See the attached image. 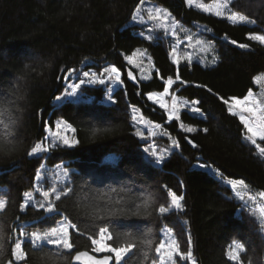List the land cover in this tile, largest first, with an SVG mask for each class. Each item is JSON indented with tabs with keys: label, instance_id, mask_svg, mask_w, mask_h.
<instances>
[{
	"label": "trees",
	"instance_id": "1",
	"mask_svg": "<svg viewBox=\"0 0 264 264\" xmlns=\"http://www.w3.org/2000/svg\"><path fill=\"white\" fill-rule=\"evenodd\" d=\"M142 1L0 0V199L5 200L0 264H72L78 252L95 254L92 239H99L104 227L111 246L136 245L122 264H157L155 249L164 228L172 230L184 254L177 264H191L189 238L196 264H264L258 213L238 201L228 185L195 168L212 167L227 180L243 181L250 193L264 194V141L253 145L240 118L222 100L243 99L264 74V46L248 38L264 35V0L231 2V9L252 25L233 24L186 0H147L214 46L218 61L210 67L190 60L175 65L168 36L149 40L140 34L144 28L132 17ZM138 50L153 63L149 80H142L126 59ZM112 67L122 84L113 93L115 102L107 103L105 89L94 86L81 88L93 98L90 102L57 101L66 92L70 72ZM168 78L172 94L195 102L198 111L182 110L180 120L170 121L165 109L148 100L150 94L163 93ZM134 113L160 127L162 135L153 142L170 150L160 164L144 153L149 141L136 135L143 128ZM58 120L75 130L76 146L29 156ZM110 155L117 160L108 161ZM61 164L73 172L68 193L54 202V211L48 214L33 205L22 211L25 193L35 194L41 168ZM169 190L184 196L181 209L171 205ZM160 207L168 211L161 214ZM61 221L76 225L70 232L72 250L37 248L26 239V259L15 262L21 229L42 233ZM234 242L245 246L240 263L228 258Z\"/></svg>",
	"mask_w": 264,
	"mask_h": 264
},
{
	"label": "rangeland",
	"instance_id": "2",
	"mask_svg": "<svg viewBox=\"0 0 264 264\" xmlns=\"http://www.w3.org/2000/svg\"><path fill=\"white\" fill-rule=\"evenodd\" d=\"M187 3L196 8L197 10H200L207 14H213L217 17L226 18L233 24H249L252 25V21L245 17V15L239 14L231 9V2L233 0H214L210 3H206L203 0H186ZM160 10V18L159 19H150L149 12L151 11L153 16L157 15L156 10ZM134 16H136V21L132 20L133 24H138L143 26V30L139 33L143 36L151 37L150 40H154L163 36H168L170 38V51L172 59H174L172 49H176L175 56H178L180 60H190L200 63L203 66L210 67L214 66L217 61L218 57L215 53L214 46L212 44H209L201 35L196 33L195 31L182 26L181 24H178L175 22L173 16L163 7L156 3L149 2V1H142L140 6L138 7L137 11L135 12ZM143 22H139V21ZM196 27L199 30H203V27L200 25H196ZM191 37V39H189ZM190 57V59H189ZM133 62L130 63L133 67H135L138 70L139 76L142 80H149L151 77V72L153 71V63L151 59H149L146 54L142 50L136 51L135 55H132ZM111 69V68H108ZM87 72L89 75L87 77L84 76V73ZM95 74V75H93ZM109 75L112 76V79L109 80ZM121 76V75H120ZM103 78L105 80L104 85H100L98 82L93 83L92 81H99V79ZM84 80L85 83L83 85H80V81ZM71 85H80L76 89L77 96L76 97H69L67 94L72 90ZM83 86H94V87H103L106 91L104 100L107 103H113V93L118 90L122 84L121 79L119 82L115 80V74L112 73H105L103 72H96L94 70H87L85 68H81L77 71H72L67 76V89L65 94L57 99V101H77V100H85V101H92V97L87 96L81 88ZM172 89L169 90V93L167 96H164L163 93L156 94L157 96L163 97V102L167 104V110L172 111V105H173V97L176 98L177 102V109L176 111L178 114L182 110H191L193 108L197 109V105L195 102L188 101L184 98H180L179 96L172 94ZM253 93V99H255L257 102H259L262 106H264V74L258 76L255 80V89L251 91ZM151 95V94H150ZM111 98V99H110ZM156 104V103H155ZM159 106V104H157ZM196 112V111H195ZM235 113L240 118V115H244L246 118H250L247 113L240 112L239 109H232V113ZM139 121L142 122L146 128H143V131L140 133L143 134V140L149 141V144L146 145V147L152 148L154 147L157 151V155H163V157H167V155L170 153L169 149L166 148H159L158 145L153 142V138L156 136H161L162 133H159V129L154 132L156 127H152V124H150L147 120H142V118L137 117ZM58 121H64V120H58ZM55 122V127L52 129L48 127L47 129V135L44 141L39 143L41 147H48L49 151L56 149L57 147H66V148H72L67 147L63 144V141L59 139V137H67L69 140H75V130L71 127L69 129H65L63 124L60 128L56 127L57 122ZM65 122V121H64ZM67 123V122H65ZM68 124V123H67ZM148 129V130H147ZM151 132H150V131ZM149 131V133H148ZM248 134V133H247ZM249 135V134H248ZM74 147V146H73ZM48 151V152H49ZM48 152H37L35 153L34 157L41 156L44 153ZM108 161L114 162L117 160L116 155H110L107 158ZM201 164H196L195 168L206 170L207 172L211 173L214 177H216L218 180H220L223 184L228 185L230 188H232V183H236L237 187L235 189L232 188L235 196H237L238 201H243L245 206L253 208V212L258 213L260 222L264 226V194H253L249 192V189L245 183L240 184L239 181H230L225 179L222 174L218 171L213 169L212 167L205 166L203 168L200 167ZM73 171L67 167V164H61L57 165L53 168H49L47 166H43L41 170L39 171V178H37L36 181V187H35V194L32 193V199L28 200L26 203V196L24 201V207L23 210H26L27 207L33 205L36 208L45 210L48 214L52 213L54 211V202L57 201L56 196H59V199L66 195L68 193L67 185L71 182V173ZM37 188L40 189V191H37ZM53 188L56 189V192L53 193L50 197L45 199L42 196V191H51ZM241 197L243 199H241ZM44 204L45 207L41 208L40 205ZM51 204L53 211L49 212L47 211L48 205ZM5 207V200L0 199V211L3 210ZM71 224L67 221H65L64 224H60L57 226V232H58V238L60 239H68L70 243V232L72 228L69 229V233L65 230L68 227H70ZM52 230V229H51ZM46 231V232H50ZM23 232V235L21 233ZM40 235H43L44 232L40 233L37 232ZM106 235H109L107 233ZM29 240L35 244L34 247H41L42 245H49L52 247H55L54 245L47 244L45 241H39L34 242L32 238V233L29 234L23 229L20 230V233L17 236V243H21L22 249H23V242L25 240ZM172 241H176V238L169 228H164L162 231V242L165 244H170ZM109 240L106 241L108 243ZM177 243V241H176ZM234 242L231 243L228 247V258H229V252L230 250L235 251L233 248ZM109 244V243H108ZM57 248V247H55ZM58 249H66V250H72L71 248H63L62 246ZM15 250V248H14ZM97 256H101L103 254L106 255H114L107 252L103 253H96ZM244 252L239 253V259L237 261H233L235 263L241 262V255ZM129 254V253H128ZM127 254V255H128ZM126 255V256H127ZM125 256V257H126ZM124 257V258H125ZM180 256H173L172 260H169L166 256L163 258V261L161 260V256L158 255V263L157 264H177V259ZM15 258V255H14ZM26 259V255L24 253V259L17 261L15 258L16 263H22ZM124 260V259H123ZM123 260L120 262V264L123 262ZM194 260V259H192ZM195 261V260H194ZM196 264V262H195Z\"/></svg>",
	"mask_w": 264,
	"mask_h": 264
},
{
	"label": "snow or ice",
	"instance_id": "3",
	"mask_svg": "<svg viewBox=\"0 0 264 264\" xmlns=\"http://www.w3.org/2000/svg\"><path fill=\"white\" fill-rule=\"evenodd\" d=\"M157 15L153 16L152 12H149V17L150 19H159L160 18V10L157 9L156 10ZM133 21H136V16L132 17ZM139 22H143L142 20ZM250 40L256 41L258 42L260 45L264 46V35H250L248 37ZM147 39H151V37H147ZM189 39H191V37H189ZM240 47H246V45H240ZM173 52V56L174 59L172 60V63L175 65H179L180 63V58L178 56H175L176 53V49L173 48L172 49ZM135 55V53L133 54ZM128 60V63H132L133 62V58L132 56H128L126 58ZM190 59V57H189ZM105 73H112L115 74V80L117 82L120 81V73L117 70L116 67H112L111 69L105 68L104 69ZM89 74L87 72L84 73V76L87 77ZM95 75V74H93ZM178 80L180 79V76L177 75L176 77ZM109 80L112 79V76L109 75L108 77ZM93 83H99L100 85H104L105 84V80L103 78L99 79V81H92ZM85 83L84 80L80 81V85H83ZM181 83H183V81L181 80ZM80 85H71V91L67 94L69 97H76L77 96V92L76 89L78 87H80ZM173 85V80L171 78H168L165 81L164 84V88H163V95L167 96L169 93V90L172 88ZM59 99V97H58ZM111 99V98H110ZM148 100L152 101L153 103L159 104V107L162 109L167 110V104L163 102V97L161 96H157L155 93L151 94L148 96ZM223 103L225 105L228 106V110L231 112L232 109H239L240 112L242 113H247L249 115L250 118H246L244 115H240V123L243 125V127L246 129L247 133L249 134L247 139L251 141V143L253 145H255L257 143V138L260 141H264V106H262L259 102H257L255 99H253V93L251 91H249L247 93L246 96L243 97V99L240 98H236V97H231V98H222ZM112 102H115L114 100ZM172 111L168 112V120H180L181 116L178 114V112L176 111L177 109V102H176V98L173 97V105H172ZM193 112L198 111V109L193 108L192 109ZM233 115H235V113L233 112ZM136 118L133 117V120H135ZM63 124L65 129H69L71 128L70 124L65 123L64 121H58L56 124L57 128H60L61 125ZM181 128H183L185 131L191 133L194 129L192 127H187L184 128V125H180ZM205 131H207V129H205ZM136 135L138 137L143 138V134L140 133L139 131L136 132ZM59 139H61L63 141V144L67 147H73L76 146L77 141L75 140H69L67 137H59ZM173 146L174 147H179V145L177 144L176 141H173ZM48 152L49 148L48 147H41V145L37 144L35 147H33L31 149V151L28 153L29 156L34 155L37 152ZM144 153L148 154L150 157L154 158L155 163L160 164L161 161L164 159L163 155H157V151L155 150L154 147L149 148V147H145L143 148ZM262 152H264V149H261ZM201 168L205 167L204 164L200 165ZM37 178H39V173H37ZM240 184H243V181H239ZM232 188L235 189L237 187L236 183H232ZM37 191H40L39 188H37ZM56 192V189L53 188L51 191H42V196L47 199L48 197H50L53 193ZM25 196L27 198L26 203L28 200L32 199V193H25ZM167 196L170 198L171 200V205L175 208V209H181L182 208V204L181 202L184 200V196L182 195H177V193L175 191L169 190L167 192ZM56 199H59V196H56ZM241 199H243L241 197ZM23 207L21 208V210L23 211ZM41 208H44L45 205L41 204L40 205ZM47 211L51 212L53 211L52 205L49 204L47 207ZM168 211V209L166 207H160L159 208V212L161 214L166 213ZM264 211V210H262ZM65 221H61L60 224H64ZM57 228L56 226L52 227V230L50 232H44L43 235H40L37 232H33L32 233V238L34 242H39V241H45L47 244H51L54 245L55 247L59 248V247H63V248H71V243H69L68 239H60L58 238V232H57ZM75 229L76 225H71L70 227H68L67 229H65L68 233H69V229ZM107 233H109V228L108 227H104L100 229V235H99V239H92V245H93V252L96 253H103V252H107L110 254H114V258H115V262L116 264H120V262L124 259V257L131 252L136 245L134 243H127L122 247H113L110 244L106 243L107 240H111V235H106ZM21 235H23V232L21 233ZM146 244L150 245V241H143ZM189 250L187 253V259L191 261V264H195V261L192 260V251H191V239L189 238ZM34 246H36L34 244ZM233 248L235 249V251L230 250L229 252V259L233 260V261H237L239 259V253L244 252L245 251V246L243 243H235L233 245ZM155 252L161 256V260L163 261V258L166 256L169 260H172L173 256H180L181 259H184V254L180 251V247L179 245L176 243V241H172L170 244H165L164 242H160L159 246L156 247ZM14 255L17 261L23 260L24 259V251L22 249V245L21 243H16L15 244V250H14ZM85 257L87 256V253L83 254ZM81 258V254H77L75 259L76 260H80ZM112 257H105V261L106 264H109V260ZM174 264V262H173Z\"/></svg>",
	"mask_w": 264,
	"mask_h": 264
},
{
	"label": "water",
	"instance_id": "4",
	"mask_svg": "<svg viewBox=\"0 0 264 264\" xmlns=\"http://www.w3.org/2000/svg\"><path fill=\"white\" fill-rule=\"evenodd\" d=\"M81 254L80 260H76L75 257L77 254ZM73 256L72 264H106L105 257H109L111 255L107 256H97L93 253L83 251L78 252ZM87 253V256L85 257L83 254ZM112 258L109 260V264H115V258L111 256Z\"/></svg>",
	"mask_w": 264,
	"mask_h": 264
},
{
	"label": "crops",
	"instance_id": "5",
	"mask_svg": "<svg viewBox=\"0 0 264 264\" xmlns=\"http://www.w3.org/2000/svg\"><path fill=\"white\" fill-rule=\"evenodd\" d=\"M257 140H258V138H257Z\"/></svg>",
	"mask_w": 264,
	"mask_h": 264
},
{
	"label": "bare ground",
	"instance_id": "6",
	"mask_svg": "<svg viewBox=\"0 0 264 264\" xmlns=\"http://www.w3.org/2000/svg\"><path fill=\"white\" fill-rule=\"evenodd\" d=\"M86 251V250H85Z\"/></svg>",
	"mask_w": 264,
	"mask_h": 264
}]
</instances>
